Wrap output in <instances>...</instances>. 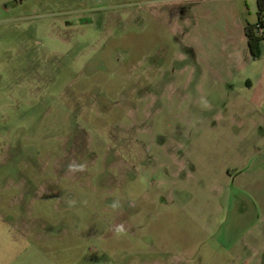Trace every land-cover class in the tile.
Listing matches in <instances>:
<instances>
[{
    "label": "rangeland",
    "instance_id": "obj_1",
    "mask_svg": "<svg viewBox=\"0 0 264 264\" xmlns=\"http://www.w3.org/2000/svg\"><path fill=\"white\" fill-rule=\"evenodd\" d=\"M258 5L0 0V264L264 258Z\"/></svg>",
    "mask_w": 264,
    "mask_h": 264
},
{
    "label": "flooded vegetation",
    "instance_id": "obj_2",
    "mask_svg": "<svg viewBox=\"0 0 264 264\" xmlns=\"http://www.w3.org/2000/svg\"><path fill=\"white\" fill-rule=\"evenodd\" d=\"M91 24H93V20H92V18H90V16H87L86 14H83L81 17H79V18H76V19H73V20H71L69 23H68V26H79V25H91ZM258 24L259 25H262L260 22H258ZM257 25V24H256ZM255 25V26H256ZM257 39H259V38H257ZM158 95V94H157ZM160 95H161V93H160ZM144 148V162L145 161H147L148 159H149V155H148V151H149V148H148V146H147V144L143 147ZM144 162H141V163H144ZM140 163V164H141ZM125 166V165H124ZM127 168L128 167H123V172L121 173V176L123 175V174H125V171L127 170ZM121 180V178H118V179H116V181L117 182H115V183H113V185H116V186H119L118 185V182ZM112 182V179L110 180V182H109V184L108 185H110V184H112L111 183ZM68 197V196H67ZM68 199H69V197H68ZM123 207H124V209L123 210H128V212H130L131 211V209L133 208V206L130 204V203H128V202H126L125 204H123ZM243 214H245V213H243ZM242 214V215H243ZM240 216L239 217H241V214H239ZM67 219L69 220V221H72L73 220V218H71V217H67ZM252 258V257H251ZM254 259H255V257H253ZM103 259H104V261L106 262L107 261V259H108V257L107 256H104L103 255ZM256 261L258 262L257 264H264V258L262 259L261 257H259L258 259H256ZM117 264H130L129 263V260H127V258L125 257L124 259H122V260H120Z\"/></svg>",
    "mask_w": 264,
    "mask_h": 264
},
{
    "label": "trees",
    "instance_id": "obj_3",
    "mask_svg": "<svg viewBox=\"0 0 264 264\" xmlns=\"http://www.w3.org/2000/svg\"><path fill=\"white\" fill-rule=\"evenodd\" d=\"M262 1L263 0H258V4H259L258 5L259 6V21H260L261 24H262V20H261L260 16H262V13L264 11V3H262ZM246 31H247L250 43H252L250 45H253V44L257 43L259 39L254 38V37L252 38V35L250 34V29L246 28Z\"/></svg>",
    "mask_w": 264,
    "mask_h": 264
},
{
    "label": "built area",
    "instance_id": "obj_4",
    "mask_svg": "<svg viewBox=\"0 0 264 264\" xmlns=\"http://www.w3.org/2000/svg\"><path fill=\"white\" fill-rule=\"evenodd\" d=\"M257 26H258V25H257ZM257 26H256V27H257Z\"/></svg>",
    "mask_w": 264,
    "mask_h": 264
},
{
    "label": "crops",
    "instance_id": "obj_5",
    "mask_svg": "<svg viewBox=\"0 0 264 264\" xmlns=\"http://www.w3.org/2000/svg\"><path fill=\"white\" fill-rule=\"evenodd\" d=\"M262 24H263V22H262Z\"/></svg>",
    "mask_w": 264,
    "mask_h": 264
}]
</instances>
